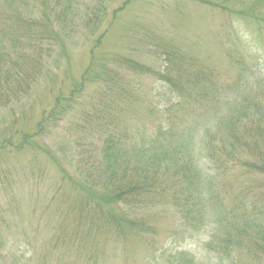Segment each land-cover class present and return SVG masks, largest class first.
Wrapping results in <instances>:
<instances>
[{"label": "rangeland", "instance_id": "rangeland-1", "mask_svg": "<svg viewBox=\"0 0 264 264\" xmlns=\"http://www.w3.org/2000/svg\"><path fill=\"white\" fill-rule=\"evenodd\" d=\"M0 22L9 29L1 37L0 239L26 236L32 245L24 240L21 250L45 254L41 243L53 236L58 202L70 200L67 210L80 206L79 186L102 160L111 130L102 132L90 115L124 105L129 145L142 144L138 129L154 132L168 121L178 135L197 129L201 157L243 159L242 167L220 170L212 162L225 213L242 206L225 242L233 247L220 251V230L207 245L209 227L190 237L194 230L167 201L140 248L124 250L113 239L92 261L75 245L59 246L47 264H61L63 254V264H224L228 253L232 264H264V173L244 163L264 162V135L252 129V116H262L264 127V0H0ZM230 111H243L240 150L219 130ZM130 148L133 167L144 147ZM96 178L97 185L111 181V172ZM178 250L187 255L170 260Z\"/></svg>", "mask_w": 264, "mask_h": 264}, {"label": "trees", "instance_id": "trees-1", "mask_svg": "<svg viewBox=\"0 0 264 264\" xmlns=\"http://www.w3.org/2000/svg\"><path fill=\"white\" fill-rule=\"evenodd\" d=\"M3 27L5 26L0 22V63L7 60L6 48H3L6 52L1 49V37L7 35L9 29ZM196 83H200V81L196 80ZM203 87L205 88V86ZM219 109L221 108L218 107L210 111L209 114L218 113ZM124 112V105H121L120 108L109 105L104 106L101 111L98 110L97 117L90 115L89 118L97 121L102 132L111 130L104 143L102 160L97 165H92L88 177L89 184L79 186L85 192V196L81 197L80 206L76 205V207L67 210L66 204L70 200L62 198L58 202L60 204L54 214L57 221L51 228L53 236L49 235L41 243V246L46 249L43 251L45 254L36 256L21 250L22 246L26 245L24 240L32 245L29 237L18 239L5 236L1 237L2 240L0 239V264H32L36 258L41 264H47L52 250H56L59 246L69 249L73 245L77 247V251L89 253L87 256L89 260L96 261L98 254L93 252L106 247L113 239H117L116 243L121 244L124 250L136 244V247L140 248L146 234L150 233L155 226L154 218L157 212L162 205L167 207V201L173 204L175 213L181 217L180 222L188 224L194 230L188 233L190 237L193 233H198L209 227L210 242H207V245L211 247V244H216L212 242V238L216 230H220V239L223 241L218 247L220 251L227 252L233 247L230 244L225 245V242L234 237L235 229L237 230L236 224L243 218L242 206H236L230 212L225 213L219 191L215 187L214 180L217 177L212 162H216L220 170V168L237 167L240 165L237 160L243 159L240 156H230L232 160L230 162V158L223 156L210 158L213 156L205 155L201 157L195 148V138L199 133L197 129L184 128L185 131L178 135L175 132V127L167 121V123L155 127L154 132L145 131V128V130L141 128L137 130L138 137L142 142L140 146L144 149L136 155L137 165L132 167L133 149L130 147L138 148L140 146L128 143L126 136L128 132L120 123V118L124 119L125 117L126 113L124 114ZM242 114L243 111H230L218 122L221 133L227 134L230 145L235 146L238 150L240 147L237 144L241 143L244 137V132H241L239 125ZM262 118L261 116L255 120L252 116V129L255 131V135H264V127L261 126L260 121ZM144 131L152 135L147 139L144 136ZM192 145L193 148H191ZM244 163L257 175L264 173V162L260 164L256 161H244ZM141 165H143V177L139 176ZM108 171L111 172V181L107 179L97 185V174L100 176ZM163 177L170 178L174 183L166 184L162 181ZM94 199L97 201L93 203ZM159 200L161 201L160 205ZM50 208H47L45 212H50L48 210ZM256 208L254 206L252 210ZM247 214L246 212L244 217ZM251 215L255 214L251 213ZM195 220H198V223L194 222ZM212 225H214V229L210 228ZM34 232L39 234L38 228ZM43 232L45 231L42 230ZM168 253L169 251L166 254L164 250L162 251L160 256L162 260L166 261L164 256ZM92 254L95 256L92 257ZM181 254L187 255V253H181L178 250L169 259H176ZM64 255L59 257L61 264L66 263ZM231 256L232 254L228 253V261L224 264L234 262ZM186 260L188 261V259ZM187 264H194L193 259Z\"/></svg>", "mask_w": 264, "mask_h": 264}]
</instances>
